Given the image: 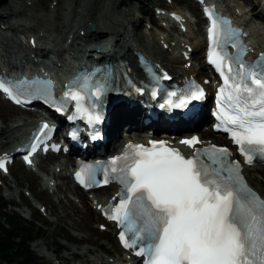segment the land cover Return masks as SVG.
I'll use <instances>...</instances> for the list:
<instances>
[{"label": "snow or ice", "instance_id": "1", "mask_svg": "<svg viewBox=\"0 0 264 264\" xmlns=\"http://www.w3.org/2000/svg\"><path fill=\"white\" fill-rule=\"evenodd\" d=\"M217 30L213 19L209 31L214 45L218 44ZM233 47L239 48V44L233 43ZM243 53L241 49L229 56L213 47L209 62L223 79L217 94V127L230 133L251 165L257 158L264 160V54L247 64ZM87 86L85 82L79 88ZM13 87L18 86L0 82V89L19 103ZM67 89L64 97L76 101L79 108L85 97L77 82ZM91 94L99 99L102 86H95ZM203 96L201 89L193 88L174 106L184 107ZM47 127L42 125V129ZM181 143L194 147L199 140L193 137ZM230 156L227 148L216 145L196 149L189 158L162 141L152 142L151 148L126 146L110 162L111 179L121 186L119 201L103 209L121 227L123 246L134 249L137 256H146L145 264H264V199L248 187L239 162L230 161ZM117 161L123 165L116 166ZM77 178L86 187L91 186L88 181L96 182L90 167L78 172ZM109 182L105 168L103 183Z\"/></svg>", "mask_w": 264, "mask_h": 264}, {"label": "rangeland", "instance_id": "2", "mask_svg": "<svg viewBox=\"0 0 264 264\" xmlns=\"http://www.w3.org/2000/svg\"><path fill=\"white\" fill-rule=\"evenodd\" d=\"M24 1V5L28 9L27 14L18 18L26 21L29 25L27 28H23V32L21 31L18 35L23 37V45L26 46L28 44V36L32 33H38L35 35L42 42L43 40L47 42H45V45H47L45 51L48 53V57H46L45 62H52V66L56 68L58 76L62 77V75L67 73L69 67L71 68L74 61L72 54L69 53L71 52L69 51L70 42L72 40L74 41L73 34H70V31H72L78 21L84 19L83 15L79 12L83 10L75 2L83 3L88 0H62L61 14L64 20L69 23L71 30L63 27L62 22L57 20L55 14H53L55 12L52 10L59 7L60 0ZM130 1V5H125L120 4L119 0H95L94 11L97 12L98 8L102 6L108 19H111L109 16H115L114 18H119L125 24L131 21L134 22L132 26H128V30L141 34L145 37L146 43H153L159 48L163 47V39H169V44H164L165 56L170 57L175 54H180L181 50L186 49V44L192 45L191 52L192 57H194L192 58V62H189L196 65L195 71L201 76H206L207 69L204 67L202 59L199 60L200 54H195L194 51L196 42H202L201 51L204 46V19L201 17L200 8L195 4L194 0ZM258 1L261 4L257 8V12L262 13L263 22L254 18L253 21H250L248 31L250 32L249 42L251 51H257L264 41V0ZM241 2L243 0H220L222 5H230L234 11L238 10V8H234V5H240L239 3ZM160 5L170 6L171 9H177L182 13L187 19L185 22L187 27L186 31H182L174 25L168 19V14L156 13L153 7ZM71 6L73 10H71ZM164 10L166 13L168 12L167 9ZM0 11L5 12V9L2 7ZM142 11L149 13L145 16L142 14ZM248 11L249 6L244 10L246 12L244 15L247 14L250 18L253 14ZM44 16L46 18L41 19ZM91 24L88 23L87 25L88 31L92 29ZM30 27L35 28L30 29ZM107 30H112V27H107ZM80 32L85 33V29L77 31V33ZM4 33L10 34L9 31H4ZM1 102L3 101L0 99ZM6 107L8 108L6 109ZM14 110L10 105L0 104V141H5L9 137V132L1 131L3 128H14L17 124L23 123L26 118V115L22 114V110H19L20 112H18V109ZM140 116L142 115L137 117L139 123L141 122ZM215 135L219 136L217 134ZM9 147L0 148V151L8 149ZM114 150L113 148L112 151ZM43 160L37 162L34 170H27L16 162L11 168V173L5 176L3 185H0V223L4 224L5 227H10L6 216L18 215L26 226L28 225V227L33 228L34 231L39 233L37 235L38 239L36 237L30 245L34 262L32 264H109L111 261H114L113 264H124L125 261L122 260L124 258L122 251L118 247V244L114 242V235L108 230L104 219L88 222L87 226L92 230V233L72 228L73 224L80 222L79 218H75V221L69 218L64 220L59 219L62 216H66L68 211L59 205L60 199L53 191H57V183L58 185L63 183V175H53L51 173L52 171H49L48 168H43ZM259 166L261 165L252 164L246 165V168L250 169L257 181L262 183L264 190V169L256 170ZM61 172H65V170ZM49 179L53 183L51 186L49 185ZM59 194H61L62 202H65L64 205L68 207L69 203L64 195L62 193ZM90 196L94 198H105L107 195L104 191L97 190L92 192ZM76 199L74 197V200ZM77 204L79 203L77 202ZM101 226H106L107 228L103 229ZM15 240L19 241V239ZM87 249L91 251L87 252ZM53 252L57 255L51 259L49 255H53ZM74 253L77 255L74 256ZM98 256L102 260H99ZM20 259L24 258L20 257Z\"/></svg>", "mask_w": 264, "mask_h": 264}, {"label": "bare ground", "instance_id": "3", "mask_svg": "<svg viewBox=\"0 0 264 264\" xmlns=\"http://www.w3.org/2000/svg\"><path fill=\"white\" fill-rule=\"evenodd\" d=\"M24 2H25L24 0H8V2L6 4L0 5V9L2 7L5 9V12L0 11V29L2 28V24H4L7 27H9V30L12 33V35H8L6 33L0 34V53L5 55V56H10V57L18 56V54H19L21 62L26 61V58L30 57L32 54H34L38 50L42 51L43 55L45 57H48V55L45 51V49L47 47V45H45V44L47 42L45 41L46 42L45 43L44 40L42 42L41 39L35 35L38 33H35V34L32 33L28 36V46L31 47V49H32L31 52L28 53L26 50H23L22 52L13 51V48L15 47L14 44L17 42L16 39L14 38V36L18 35L16 33H19L21 31L23 32L22 29L27 28V26L29 25V24H27L26 21L19 19L20 16H25L27 14L28 9H27V6L24 5ZM119 3L125 4V5H130L131 1L130 0H119ZM75 4L77 6H80L81 9L83 10V11H79V12L83 15V18H84L83 20L78 21L77 24H75V26L73 27L72 31H70V34H73L74 39H76V43H74L73 40L70 42L69 51H71V52H69V53H71L72 57L77 60V64H79V62H80L79 59L82 57L81 52L84 49L97 50V51H101V50L108 51V50H110V52H111V51L117 49V47L119 45L127 44L128 47L132 46L134 48L141 50L143 53L148 54L154 60H156V62L159 65H161L165 69L169 70L170 73L174 75L173 80H179V79H182L184 77H189V76H196L195 75L196 65H194V63L193 64L191 63L190 64L191 66L188 65L189 61H192V58H191L192 52H189L187 49L181 50L180 54H175V55L170 56V57L165 56L166 53L164 52V49H165L164 44L168 45L170 42L169 39H167V38L163 39L162 40L163 41V47L159 48L153 43H146L145 37L142 36L141 34H139L137 32L135 33V31H129L128 30V26H132L134 22L131 21V22H128L125 24L119 18H114L115 16H109V18H111V19H108L106 17V13L103 10L102 6L101 7L98 6L99 8H98L97 12L94 11L95 0H88V1H85L83 3H79L78 1H76ZM239 4L240 5H234V8H238L237 11H234L237 14V17H235V22L238 25H240L241 27H244L246 25L245 21L248 20L250 23L251 20L253 21V18L262 21V16H263L262 13L257 12V8L261 4L258 0L256 2H255V0H243V2H241ZM248 6H249L248 12H251L253 14L252 17H250V18L248 17L249 15L248 16H247V14L244 15V13H246V12H244V10H246V7H248ZM45 8H47V7L45 6ZM70 8H71V10H73L72 6ZM61 9H62V0H60V2H59V7H56L54 10H52L55 12L53 14H55V17L57 20L62 22L63 27H67V29L71 30L69 23H67L64 20V18L62 17ZM48 11L50 12L49 9H48ZM82 12H84V13H82ZM238 17L240 19L239 21L237 20ZM44 18H46V17L45 16L41 17V19H44ZM201 21H202V19H201ZM88 23H92V25L95 26V29H90L88 31V28H87ZM107 27H112V30H107ZM34 28L35 27H30V29H34ZM80 29H81V31H82V29L83 30L85 29V33H81V32L77 33V31ZM126 29H127V31H126ZM127 36L129 38H126ZM32 37H36V39L38 40V41H36L35 47H32L31 43H30ZM47 41H48V39H47ZM133 41H135L136 44H134ZM48 43H50V42H48ZM201 44H202V42H196L195 54L196 53L200 54ZM127 45L122 46L120 48V51L125 50ZM185 46L187 48L188 46H192V45L186 44ZM263 46H264V41L260 45V48H262ZM175 53H176V51H175ZM187 56H190V58H188ZM122 61L124 62V64L122 66H120V68H126L128 70H131L137 76L142 75L141 70L138 68V60H137L136 55L134 54L133 48H129L127 50L126 55L124 57H122ZM49 63L52 64V62H49ZM208 87H209V85H208ZM2 101L3 102H1L0 104L6 105V106L10 105L13 109H15V110L18 109V112L21 111L18 107L11 105L9 102L4 101V100H2ZM7 108L8 107H6V109ZM140 112H143V109H141L139 106H135L128 111V116L133 121L130 119H126L124 121H121L122 120V117H121L122 112H118V113H115L112 115L111 124L109 126V132H108L109 133V143L108 144H109L110 152L112 151L113 148L115 150L112 151L111 153L118 152L119 150H121L125 146L126 143H128L130 141H134V142L147 141L148 137L146 135L143 136V140H142L141 137L138 135V133L135 132L134 127L131 126L132 124H134L136 126H139L140 129H150L151 128V127L146 128V126L143 125L141 120H140L141 122L139 123L137 117L140 115ZM22 114L26 115V118H25L23 123L17 124V126H15L14 128L7 127L5 129L3 128L1 130L2 132H9V134H8L9 137H7L5 141H0V148H6L7 146L11 147V144L18 137L17 133H19L20 131L23 132L24 130H26L27 126L29 124H31L32 122H38L39 117L41 116L37 111H34V112L22 111ZM121 123H122V127H121ZM174 127L175 128H181L182 131H189L188 133L199 132L198 126L196 125V120H191L189 122H185L182 124H176ZM15 128H17V129L14 130ZM14 131H15V133H14ZM200 132H201V139L203 140L204 143H207L210 141V142H214V143H218V144H225L223 138L216 136L211 130H203ZM12 134H13V136H12ZM191 135L192 134H187L185 132H183L181 134V136H191ZM211 135H213V136H211ZM9 138H11V139H9ZM10 147L8 149L1 150L0 154L1 153H3V154L8 153ZM62 157H63L62 155H57V154L49 155L43 160V163H42L43 168H48L49 171H52L51 173L53 175H58V176L63 175L62 176L63 183L59 184V185L57 183L56 184L57 191H55V190L53 191L55 193V195H57L58 198L60 199L59 205L68 211L66 216H62L59 219L64 220V219L69 218V219L75 221V218H79L80 222L73 224L72 228L77 229V230H81V231H87V233H92V230H90V228L87 226L88 222L89 221H96L99 219L103 220V217L101 214V209H99V205L103 206L106 198H111L113 195H115L117 193V189L113 188V187H109V186L100 188L98 190L104 191L106 193L107 197L104 196L105 198H95L93 200L90 196L91 195L90 192L85 191L84 189H82L81 187H79L78 185H76L74 183L73 176L71 174V170L69 169V164H73L74 167H76L74 157L69 156L67 158V160H65V161L63 160L62 163H60ZM56 166L58 168H56ZM262 169H264V167H262V166H259L256 168V170H262ZM63 170H65V172H61ZM68 170L70 173H68ZM244 170H245L246 177H247L248 181L250 182V184H252L257 190H259L260 193L264 196V190L262 188V183L257 181L256 177L252 174V171L250 169L246 168V165H244ZM52 174H51V176H52ZM50 179H52V178H50ZM51 185H53V183H50V186ZM59 193H62L64 195V197L66 198L67 202L69 203L68 207L64 205L65 202L64 203L62 202L63 200L60 196L61 194H59ZM102 195H104V194H102ZM74 197L77 199L74 200ZM77 202L80 205L77 204ZM104 222L106 223L105 225L108 227V230H110L113 233L114 242L118 244V247H119V245L121 246L120 239L117 235L118 231L115 232L114 224L111 222H108V221H104ZM87 250H88L87 252L91 251L90 249H87ZM52 254L54 256L48 254L51 257V259H53V257H55V255H57V254H55V252H53ZM73 255L75 256L77 254L74 253ZM85 256H86V254H85ZM123 257L124 258H122V260H124L126 263L127 259H126L124 254H123ZM98 259L102 260L100 258V256H98ZM113 263H114V261L109 262V264H113ZM105 264H108V263H105ZM132 264H138V263H137V261L133 260Z\"/></svg>", "mask_w": 264, "mask_h": 264}, {"label": "trees", "instance_id": "4", "mask_svg": "<svg viewBox=\"0 0 264 264\" xmlns=\"http://www.w3.org/2000/svg\"><path fill=\"white\" fill-rule=\"evenodd\" d=\"M6 217L10 227L0 223V264L34 263L30 245L39 233L26 226L18 215Z\"/></svg>", "mask_w": 264, "mask_h": 264}, {"label": "water", "instance_id": "5", "mask_svg": "<svg viewBox=\"0 0 264 264\" xmlns=\"http://www.w3.org/2000/svg\"><path fill=\"white\" fill-rule=\"evenodd\" d=\"M2 2V3H1ZM8 2V0H0V5L2 4H6Z\"/></svg>", "mask_w": 264, "mask_h": 264}]
</instances>
